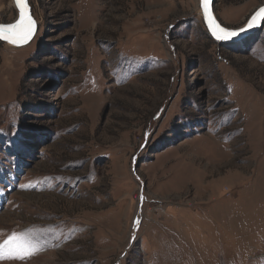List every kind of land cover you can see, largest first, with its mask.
Wrapping results in <instances>:
<instances>
[{"label":"rangeland","instance_id":"obj_1","mask_svg":"<svg viewBox=\"0 0 264 264\" xmlns=\"http://www.w3.org/2000/svg\"><path fill=\"white\" fill-rule=\"evenodd\" d=\"M30 3L34 38L0 41V264H264V24L222 43L200 0Z\"/></svg>","mask_w":264,"mask_h":264},{"label":"water","instance_id":"obj_2","mask_svg":"<svg viewBox=\"0 0 264 264\" xmlns=\"http://www.w3.org/2000/svg\"><path fill=\"white\" fill-rule=\"evenodd\" d=\"M13 1L15 3L17 11H18L17 18L12 22L0 21V25L15 24V23H17V21H19L21 19V9H20V7L17 6L16 0H13ZM215 3H216V0H209L208 5H207V16H206L205 8L202 6L201 0H200V9H201V13L203 16L204 24H205L209 34L211 35V37L214 38L215 40L220 41L222 43L240 42L241 40L245 39L246 37L253 34L255 31H257L263 27L264 19H261L260 9L264 8V3L256 8V10L247 19L246 23H244L241 26L235 27V28L227 27L221 22L218 15L216 14ZM26 4H27V7L24 10L25 13L27 15H30L31 18L35 21V24L33 26L32 34H31L30 38L26 42H21V43H17V44H13V43L9 42L8 40L2 39V38H0V41L7 42L9 44L11 43V45H15V46H21V45L27 44L28 42H30L34 38V36L36 35L37 30H38V21H37L36 17L34 16L33 7H32V4L30 3V0H26ZM253 16H256L257 18L254 21L253 26L249 27V22L252 20ZM213 25H218L220 28L226 30L225 32L217 31V35H226L229 32H235L236 35L232 36L231 38H227V39H217L216 35L213 34V32L215 30Z\"/></svg>","mask_w":264,"mask_h":264},{"label":"snow or ice","instance_id":"obj_3","mask_svg":"<svg viewBox=\"0 0 264 264\" xmlns=\"http://www.w3.org/2000/svg\"><path fill=\"white\" fill-rule=\"evenodd\" d=\"M209 0H201L202 6L205 8V14L207 16V5ZM17 6L21 9V19L17 21L15 24L10 25H0V38L8 40L13 44L26 42L33 30V26L35 21L31 18L30 15L25 13V9L27 7L26 0H16ZM260 16L261 19H264V8L260 9ZM256 16H253L252 20L249 22V27L253 26L254 21L256 20ZM214 32L213 34L216 35L217 39H227L235 36V32H229L226 35H217V31L225 32V29L220 28L218 25H213ZM7 243V242H6ZM33 254V253H29ZM23 258V257H20Z\"/></svg>","mask_w":264,"mask_h":264},{"label":"trees","instance_id":"obj_4","mask_svg":"<svg viewBox=\"0 0 264 264\" xmlns=\"http://www.w3.org/2000/svg\"><path fill=\"white\" fill-rule=\"evenodd\" d=\"M243 44H244V42H243ZM245 45V44H244Z\"/></svg>","mask_w":264,"mask_h":264},{"label":"bare ground","instance_id":"obj_5","mask_svg":"<svg viewBox=\"0 0 264 264\" xmlns=\"http://www.w3.org/2000/svg\"><path fill=\"white\" fill-rule=\"evenodd\" d=\"M201 12V11H200ZM11 44V43H10Z\"/></svg>","mask_w":264,"mask_h":264}]
</instances>
